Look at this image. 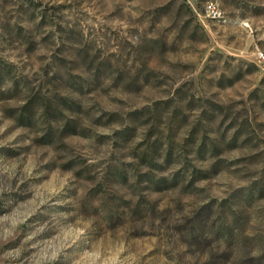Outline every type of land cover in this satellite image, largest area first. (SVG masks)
Segmentation results:
<instances>
[{
    "label": "rangeland",
    "instance_id": "374dc122",
    "mask_svg": "<svg viewBox=\"0 0 264 264\" xmlns=\"http://www.w3.org/2000/svg\"><path fill=\"white\" fill-rule=\"evenodd\" d=\"M261 53L264 0H0V264H264Z\"/></svg>",
    "mask_w": 264,
    "mask_h": 264
},
{
    "label": "trees",
    "instance_id": "16d2710c",
    "mask_svg": "<svg viewBox=\"0 0 264 264\" xmlns=\"http://www.w3.org/2000/svg\"><path fill=\"white\" fill-rule=\"evenodd\" d=\"M30 106V105H29ZM50 113H52V110H50V108H46V114L47 115H50ZM72 124L71 123H69V126H71Z\"/></svg>",
    "mask_w": 264,
    "mask_h": 264
},
{
    "label": "built area",
    "instance_id": "2783aa9c",
    "mask_svg": "<svg viewBox=\"0 0 264 264\" xmlns=\"http://www.w3.org/2000/svg\"><path fill=\"white\" fill-rule=\"evenodd\" d=\"M261 57H264V53H261Z\"/></svg>",
    "mask_w": 264,
    "mask_h": 264
}]
</instances>
